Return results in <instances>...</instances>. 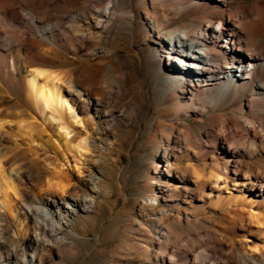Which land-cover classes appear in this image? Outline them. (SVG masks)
<instances>
[{"label": "rangeland", "instance_id": "obj_1", "mask_svg": "<svg viewBox=\"0 0 264 264\" xmlns=\"http://www.w3.org/2000/svg\"><path fill=\"white\" fill-rule=\"evenodd\" d=\"M47 2L43 0L34 9L41 19ZM109 2L93 3L108 8L104 12L111 14L110 22L103 21L97 31L79 17L81 32L74 37H47L49 46L43 42L44 49L57 50V58L41 68L61 75L62 88L80 103L84 127L78 129L87 132L89 153L81 156L66 151L56 137L42 150L36 147L38 152L31 148L16 125L19 117L32 121L31 110L22 95L19 98L13 90L1 91L0 82V109L14 114L9 118L12 122L0 131V151L9 153L19 147L28 159L39 162L37 167H25L28 161L24 164L20 160L17 165H22L23 171L12 173L9 164L5 167L6 176H13L22 193L25 190L24 203L37 204L33 200L36 194L49 197L28 180V174L41 168L42 159L65 164L62 169L73 176L71 186H91V175L100 194L90 214L73 216L72 232L65 235V244L39 248L34 264H185L181 261L184 253L195 255L197 261L206 260L208 254L217 258L226 240L238 239L242 232L238 225L229 226L221 204L206 197L199 199L195 173L203 171L208 177L212 169L232 167L237 161L243 168H251L255 156L235 158L224 153L220 138L230 137L233 144L251 153L250 139L239 136L240 126H256L260 132L258 122L264 117V108L220 87L193 88L172 71L174 62L167 61L171 53L168 39L183 28L197 31L194 19L182 13L180 6L170 7L167 0ZM84 9L81 5L70 8L71 12ZM51 10L52 22H66L61 8ZM2 16L8 24V11ZM51 39L57 45H50ZM158 58L164 60L162 67ZM32 133L38 139L36 128ZM75 166L80 174L72 170ZM205 190L208 195L210 190ZM56 195L59 201L65 196L60 191ZM10 196L19 202L12 192ZM3 218L8 241L3 240L2 259L21 244L12 232L11 219ZM250 230L247 242L253 246V241L263 237L258 236L256 226ZM21 261L19 257L17 264Z\"/></svg>", "mask_w": 264, "mask_h": 264}, {"label": "bare ground", "instance_id": "obj_2", "mask_svg": "<svg viewBox=\"0 0 264 264\" xmlns=\"http://www.w3.org/2000/svg\"><path fill=\"white\" fill-rule=\"evenodd\" d=\"M98 1L100 0H48L47 6H44V18L41 19L33 12L43 0H0L1 91L13 90L19 98L23 96L33 116L30 117L32 121L19 117L16 121L17 132L26 135L27 138L23 141L37 152L39 148L36 147L39 146L42 150L52 144L53 137H56L66 151H76L81 156L90 151L87 132L79 130V127H84L80 103L75 102L71 94H67L62 88L61 75L43 69L41 65L57 58V50L44 49L43 42L47 41V37L57 40L64 39L66 35L74 37V34L81 32V26L77 24L79 17L94 31L101 28L103 21L107 24L110 22L111 14L106 15L104 12L108 8L93 5ZM167 1L170 7L180 6L182 13L192 17L197 24L196 32L183 28L168 39L171 53L167 61L174 62L171 65L172 71L186 79L193 88L220 87L234 95L241 94L242 101L254 102L263 109L264 0ZM109 3L115 5V0H110ZM77 5L86 9L71 12L70 8ZM57 7L63 10L61 15L66 19L64 24L58 20L52 22L50 18V12L53 11L51 9ZM4 11H8L10 17L8 24L3 20ZM49 41L50 45H57L55 40ZM45 43L48 45V41ZM163 61L162 58L157 59L161 67L164 65ZM8 80L9 83H6ZM72 88L75 86L72 85ZM83 94L88 95L86 92ZM12 117V111L0 109V131L5 124L12 122L9 120ZM35 118L40 119V122H33ZM258 123L260 132L256 126H240L242 133L239 136L250 139L249 146H253V153L247 152L248 148L246 151L233 144L230 137L220 138L224 153L235 158L255 156L257 160H253L255 162L251 164V168L247 165L245 169L237 161L232 167L212 169L208 177L203 171L195 173V188L200 191L199 199L206 197L210 198V202L221 204L229 226L238 225L242 235L238 239L226 240L225 248L217 258L208 254L206 260L197 261L195 255L184 253L181 261L185 264H264V117ZM34 128L38 139L33 137ZM25 153L19 147L9 153L0 151V210L3 211V216L0 214L3 222L0 226V252L7 240L8 230L4 225L6 220L1 219L4 216L11 219L9 223L14 228L12 232L21 240V244H16L10 253L3 259L0 258V264H10L12 261L17 264L19 257L23 259L21 264H34V253L39 248H57L58 245L65 244V235L72 232L73 216L76 213L90 214L100 197L97 182L91 175L88 176L91 186H71L73 176L69 170L62 169L65 164L60 162L56 165L48 159H42L41 168L28 174V180L49 197L36 194L33 200L37 204L24 203L21 198L25 190L22 193V188L14 184L13 176H6V172L8 168H11V173L23 171L22 165H17L20 160L24 164L28 161L25 167L39 165L35 159H28ZM38 156L36 155L37 158ZM7 164L9 167L5 169ZM74 169L80 174V169L76 166L72 168ZM96 173L99 171L96 170ZM205 189L210 190L208 195ZM58 191L65 194L60 199L63 203L57 200ZM10 192L19 202L11 198ZM253 226L257 227V234L263 239L257 238L259 243L253 241L254 245L251 246L247 242V234ZM204 252L205 250L203 254Z\"/></svg>", "mask_w": 264, "mask_h": 264}]
</instances>
